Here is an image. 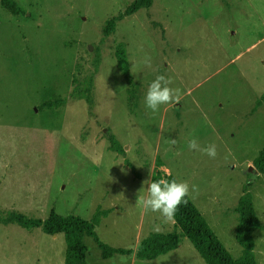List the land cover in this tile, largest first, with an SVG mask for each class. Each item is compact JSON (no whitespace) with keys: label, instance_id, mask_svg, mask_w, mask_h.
<instances>
[{"label":"rangeland","instance_id":"obj_1","mask_svg":"<svg viewBox=\"0 0 264 264\" xmlns=\"http://www.w3.org/2000/svg\"><path fill=\"white\" fill-rule=\"evenodd\" d=\"M134 1L9 0L16 12L0 3V218L43 220L54 210L90 220L110 210L97 239L134 251L138 239L174 230L160 213L143 214L139 228L137 198L158 158L157 170L198 186L189 198L233 259L246 189L264 264V174L252 166L264 146V0H152L106 35V20ZM160 74L181 99L153 112L144 96ZM55 100L64 104L44 108ZM193 138L201 149L214 144L216 158L189 149ZM84 244L87 264H205L185 237L151 261L102 259L92 238ZM64 251L62 234L0 223V264H63Z\"/></svg>","mask_w":264,"mask_h":264},{"label":"trees","instance_id":"obj_2","mask_svg":"<svg viewBox=\"0 0 264 264\" xmlns=\"http://www.w3.org/2000/svg\"><path fill=\"white\" fill-rule=\"evenodd\" d=\"M8 1L0 0L1 6L11 12H16L14 6L10 2L8 3ZM151 3L152 0H135L122 13L106 20L104 33L106 35L112 34L118 21L135 14L142 8H148ZM115 56L118 68L122 72H126L128 65L123 47L117 49ZM262 103H264V93L259 97L256 105L259 106ZM63 104V100H55L47 102L43 106L46 110H55ZM110 139L114 141L112 137ZM161 166L162 164L159 159L156 158L150 180H157L161 177L176 179L172 174H165L157 170ZM252 166L256 173L264 174V146L253 159ZM186 199L188 203L181 204L178 207L173 219L174 230L166 235L151 234L141 241L134 251L112 248L97 239L94 228L101 218L106 217L110 213V210H100L97 208L90 220H84L79 216L70 214L65 216L59 215L54 210H51L49 215L43 220L28 218L18 213H10L7 218H0V223H13L26 230L39 229L42 233L49 236L62 234L65 244L63 264H87V248L84 244L85 237H90L95 241L101 251L102 259H108L115 254L126 256L133 253L136 260L151 261L175 250L182 238L185 237L205 264H256L253 234L261 230L262 226L255 215L252 196L246 189L243 190L239 197L236 208L239 214V222L236 226L235 241L242 248L241 256L238 259L232 258L189 196Z\"/></svg>","mask_w":264,"mask_h":264},{"label":"clouds","instance_id":"obj_3","mask_svg":"<svg viewBox=\"0 0 264 264\" xmlns=\"http://www.w3.org/2000/svg\"><path fill=\"white\" fill-rule=\"evenodd\" d=\"M143 64L151 68V57L146 56ZM173 83L171 77L163 74L157 75L153 79L145 92L144 103L148 109L153 112L159 110L161 105L176 104L181 99V90L179 88L170 87ZM170 144L175 145L177 141L170 139ZM188 147L191 150H200L208 157L215 159L217 152L214 144L200 148L195 138L189 140ZM146 188H141L143 195H138L137 201L142 212L147 215L149 213H160L165 222L174 219L178 207L181 204H187L186 199L190 194L193 199L199 194L198 186H189L186 181H177L176 179H168L161 177L157 180H146L143 182ZM139 191V192H140ZM119 259L123 260V257Z\"/></svg>","mask_w":264,"mask_h":264},{"label":"crops","instance_id":"obj_4","mask_svg":"<svg viewBox=\"0 0 264 264\" xmlns=\"http://www.w3.org/2000/svg\"><path fill=\"white\" fill-rule=\"evenodd\" d=\"M143 212H142V215H141V221H140V226H139V228L141 227L142 228V223H143ZM57 236V235H56ZM56 236H54V237H56ZM137 238H139L138 236H137ZM144 239H138V244L141 242V241H143ZM137 244V245H138Z\"/></svg>","mask_w":264,"mask_h":264},{"label":"water","instance_id":"obj_5","mask_svg":"<svg viewBox=\"0 0 264 264\" xmlns=\"http://www.w3.org/2000/svg\"><path fill=\"white\" fill-rule=\"evenodd\" d=\"M250 169H252V168H250Z\"/></svg>","mask_w":264,"mask_h":264}]
</instances>
